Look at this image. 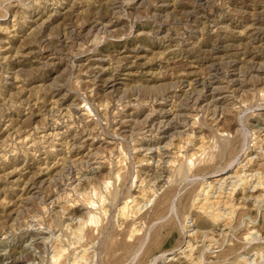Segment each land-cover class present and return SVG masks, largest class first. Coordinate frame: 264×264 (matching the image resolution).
Instances as JSON below:
<instances>
[{
  "label": "rangeland",
  "instance_id": "rangeland-1",
  "mask_svg": "<svg viewBox=\"0 0 264 264\" xmlns=\"http://www.w3.org/2000/svg\"><path fill=\"white\" fill-rule=\"evenodd\" d=\"M74 1L0 0V28L18 32L13 40L0 34V203H8L0 205V264H48L58 234L70 257L90 249L91 264H151L167 249L152 242L168 219L156 220L154 208L160 205L158 214L166 205L168 216L180 223L177 207L200 188L205 173L234 154L241 159L256 141L264 148V0H86L81 8ZM51 101L59 103L51 107ZM77 104L89 106L90 123ZM193 110L198 120L192 128L186 116ZM55 128L60 137L39 141L42 131ZM221 131L229 136L221 138ZM185 132L204 138L206 157L225 153L174 179L151 210L122 220L115 206L132 195L134 172L148 181L154 176V183L166 177L168 155L161 149L164 157H158L154 149L172 139L175 145L187 142ZM147 140L154 148L152 165L139 167L133 151L146 149ZM115 158L124 164L118 184L111 171ZM41 167L50 170L41 173ZM12 170L17 172L8 175ZM105 179L113 180L117 193L108 216L87 226L84 243L71 246V233L61 232L59 224L61 201L74 206L73 224L86 219L81 203L71 200ZM167 191L171 195L163 198ZM256 204L258 211L250 214L259 232L254 243L247 245L240 235L249 221L240 209L238 235L231 233L221 248L236 245L238 251L220 260L213 253L202 264H237L240 255L264 264V202ZM138 224L141 231L130 239Z\"/></svg>",
  "mask_w": 264,
  "mask_h": 264
},
{
  "label": "bare ground",
  "instance_id": "bare-ground-1",
  "mask_svg": "<svg viewBox=\"0 0 264 264\" xmlns=\"http://www.w3.org/2000/svg\"><path fill=\"white\" fill-rule=\"evenodd\" d=\"M51 1L55 2L56 0H51ZM84 3H86V0H75L73 2V4L78 5L79 7L84 5ZM56 4L58 5V7H60V9H62V6L61 4H59V2L55 3V5ZM60 9L58 10L59 12L57 15H60ZM16 33L18 32H16L14 29L11 31V28H8V27L0 28V34H2L3 36L5 35L6 37L5 40L15 39L17 37ZM99 65H101V63ZM98 67H99L98 69H101L99 71L103 73H106L109 70V69L101 68V66H98ZM127 74H126L127 76H134L135 73L133 71H129ZM188 75H191V74H188ZM112 81L113 80H110L108 83ZM114 81H115V78H114ZM108 83L106 82V84ZM187 83H188L187 84L188 87H191L194 85L192 84L193 81L192 82L188 81ZM36 103H37V100H35V104ZM57 103L59 102L51 101L50 106L55 107ZM75 107H76V110L79 113H81L82 117L88 120L85 123H90L91 120H89V118H90L91 111L88 109L89 106L85 107V106H81L77 104L75 105ZM65 112L67 116L69 115L71 110L67 108L65 109ZM193 113H194V110L192 111V114H189V116H186L187 118L191 120L190 124L192 128L193 126L195 127L197 125L196 121L198 120V119L196 120L197 114H193ZM125 123L126 122H123L122 126L125 125ZM87 126L89 127L90 125H87ZM195 129H197V127ZM185 133L187 134L185 136L186 139H184V140H187V142L185 141V143H178L177 145H175L172 139L171 141H168L169 143L167 142L163 148L157 147L154 149L153 147L151 148V144L147 140L143 143V144L148 145L146 149H143L142 148L143 146L141 147L138 146L137 148L135 147L133 151L134 152L133 159L136 161L137 164L140 165L139 167L144 166L146 163H147L146 166L152 165V161L150 162V159H152V157L149 158V155L151 156L150 154L151 151H153L152 149H154V151H156L159 154L158 157L161 156L160 155L161 149L164 150L165 153L168 155V156L165 155L168 158V160L164 162L165 164L164 167L159 165L162 160L156 163H159L158 165L164 168L166 170L164 172H167V174L165 175L166 177L164 178L162 177V174H160L163 179H160L159 181L157 180L158 182L154 183L153 182L154 176L152 177V181L151 180L148 181L147 177L145 176L146 174H144L146 178H142L143 175L142 176L140 175L141 173L139 170L137 172H134L133 180L131 181L132 182L131 188L133 191L132 195L128 198V200H126L122 204L120 202L121 204L120 206L118 205L115 206L118 208L117 214L122 220H127L129 218L135 219L136 217H138V215L142 214L143 210H146V209L151 210L152 207L154 208L153 205L155 204L156 200L159 198V195H161L160 192L163 191V189L166 190L168 186H170V188L172 189L171 186L174 184V179L176 180V178L178 177L180 178L185 177V176L187 177L189 174L192 173L194 168L198 166L199 164H206V163L214 164V161L216 160V158L223 156V154L225 153L226 148L224 147L225 149L224 151H222V153L221 152L220 153L218 152L216 154L211 153L208 157H206L209 154L207 153V150L210 148V146L204 140V138L200 137L201 135L199 137H196L197 136L196 135L195 138H193L192 136L189 135V133L187 132ZM40 134L41 135H39L38 137L39 141L45 140L47 138L60 137L62 135V133L58 131V129L56 128L53 130H49V131H44V132L42 131ZM219 135L223 139L227 135L229 136V134L225 135L224 131H221ZM150 137L156 138L158 136L152 135ZM259 138L260 136L258 137V139ZM34 140H32V143L35 145L36 142H34ZM94 142L95 141H93V143ZM154 142L159 143L160 139H157ZM259 142L256 141L253 144V146L249 148V150L244 152V156L241 159L237 157L238 154H234L232 155V157L229 158V160L226 163L223 162L224 164L222 163L221 165H218V166L214 165V168L212 169V171H210V173H205V175L203 174L204 180L202 178L203 181H202V184H200V188L195 193H192V195L189 196L188 198H185V199L183 198L182 203L180 202L179 205L177 204L178 207H177L176 215L180 219V223L176 221L173 215L170 217L168 216L171 212L170 211L171 209L169 207H166V205H164L163 207H160L162 209L160 210L158 214L156 213L160 205L154 208L156 210L155 211V217H157L156 220H162L168 217V219L161 222L160 224L161 228H160L159 237L157 238L155 237L152 239L153 244L159 246L160 249L163 250L164 248H167L166 250H163V253H160L161 259L160 257L157 259V260L160 259L157 264H161L163 261V258L166 255H167V258H165V260L167 262L163 264H202L203 260H206L207 258H212L211 255L213 253L218 254L216 257V259L218 260L223 259V258H229L230 256L234 255L238 251L239 247H233V246H236V245H233L232 248H229L227 251H221L222 250L221 248L231 233H237L238 235L239 231L237 232L235 231V229L238 230L241 227L240 220L242 219L241 217L242 214H246L248 216V219L246 221L248 220L249 221L246 222L245 228H243L244 230L241 229L240 235H242L243 240L247 245L254 243V241L256 240V235H258L259 232L258 231L256 232V229L253 226V223H255L256 221L253 219V217L250 216V214L253 211H258L259 204L257 205L256 204L257 202L260 204L264 202V148H263V144ZM261 142H262V139H261ZM183 145L187 146L186 151ZM51 153L52 152H49V154ZM123 154H119V155L123 156ZM161 157H164V156H161ZM105 162H102L101 164L105 165ZM101 164L100 165L98 164L99 165L98 169L101 168L102 166ZM113 165L114 167L111 168V171L112 173H114L113 176H115V181L118 184V182L120 181V172L123 169L122 166L124 164L122 161H120V159H116V162ZM39 170L41 173L49 172L50 168L41 167L39 168ZM16 172L17 171L12 170V172L8 173V175L12 176ZM112 181L113 180L105 179L101 183V185L93 186L91 188V192H88V193L83 192L84 194H82L81 197L78 196L80 197V199L77 198L79 200H76V201L71 200V202L74 204L80 202L85 212L87 213L86 219H77L76 220L77 222L75 224H73V222L75 221L74 219L75 211L73 209L74 206L69 204L70 200L65 201V202L61 201L60 211L58 212L59 214L58 217H60L59 224L61 226V232L71 233L72 236L71 235L70 236L72 237V240H73L71 246L80 245L86 239L85 233H86V229L88 225L98 226L101 222H103L102 221L103 218H106L108 216L109 206H111L110 205L111 202L113 203L117 197V193L113 189V186L115 185V183H113ZM15 182H17V179L14 180L12 183L15 184ZM177 182H179V180L178 181L176 180V183ZM116 186L114 188H117ZM174 186H177V185H174ZM170 195H171V192L169 193L167 191V193L163 195L165 196L163 198H168ZM1 202H2L0 203L1 207L8 206L7 202H3V201ZM240 209L243 211V213L239 215L241 219L237 218V219H240V220H237L236 217L238 216L237 214L239 213ZM145 218H148L147 215ZM236 221H240L238 223L240 224L239 226H237ZM53 226H55V224L54 225L50 224V227H53ZM140 229H142V227L140 228L139 224L138 226H134L131 229L129 238L132 239L133 236L137 234V232L141 231ZM237 235L235 236L237 237ZM61 236L63 235L58 234L53 241L52 249H51V256H50V260L48 264H89L90 261H88L89 259L87 258L88 256L87 251L90 249L82 250L79 253H76L75 256L70 257L67 254V249H69V247L68 248L64 247L67 245L62 243ZM221 240L223 241L220 242ZM229 242L231 243L230 240ZM258 248H259L258 251L257 249H255L256 254L259 255L261 258H263L261 247H258ZM246 257L247 256H244V255L238 256L236 259V263L237 264H251L249 261L250 259ZM157 260H155L151 264H156ZM210 264H226V263L211 262Z\"/></svg>",
  "mask_w": 264,
  "mask_h": 264
}]
</instances>
